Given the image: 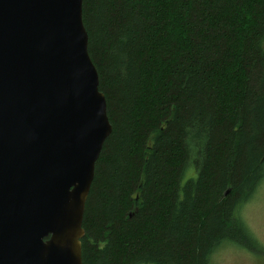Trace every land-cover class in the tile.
Segmentation results:
<instances>
[{
  "label": "trees",
  "instance_id": "16d2710c",
  "mask_svg": "<svg viewBox=\"0 0 264 264\" xmlns=\"http://www.w3.org/2000/svg\"><path fill=\"white\" fill-rule=\"evenodd\" d=\"M83 21L113 126L83 264L257 249L239 210L264 181V0H83Z\"/></svg>",
  "mask_w": 264,
  "mask_h": 264
},
{
  "label": "water",
  "instance_id": "95a60500",
  "mask_svg": "<svg viewBox=\"0 0 264 264\" xmlns=\"http://www.w3.org/2000/svg\"><path fill=\"white\" fill-rule=\"evenodd\" d=\"M99 86L83 0H0V264H83Z\"/></svg>",
  "mask_w": 264,
  "mask_h": 264
},
{
  "label": "rangeland",
  "instance_id": "374dc122",
  "mask_svg": "<svg viewBox=\"0 0 264 264\" xmlns=\"http://www.w3.org/2000/svg\"><path fill=\"white\" fill-rule=\"evenodd\" d=\"M253 198L239 210V216L257 249H248L235 242H224L213 255L211 264H264V181Z\"/></svg>",
  "mask_w": 264,
  "mask_h": 264
},
{
  "label": "bare ground",
  "instance_id": "6f19581e",
  "mask_svg": "<svg viewBox=\"0 0 264 264\" xmlns=\"http://www.w3.org/2000/svg\"><path fill=\"white\" fill-rule=\"evenodd\" d=\"M227 195V194H226Z\"/></svg>",
  "mask_w": 264,
  "mask_h": 264
}]
</instances>
